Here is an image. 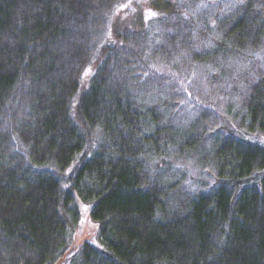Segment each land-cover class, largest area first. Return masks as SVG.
<instances>
[{"label": "trees", "instance_id": "1", "mask_svg": "<svg viewBox=\"0 0 264 264\" xmlns=\"http://www.w3.org/2000/svg\"><path fill=\"white\" fill-rule=\"evenodd\" d=\"M119 1L0 0V264H264V0Z\"/></svg>", "mask_w": 264, "mask_h": 264}, {"label": "rangeland", "instance_id": "2", "mask_svg": "<svg viewBox=\"0 0 264 264\" xmlns=\"http://www.w3.org/2000/svg\"><path fill=\"white\" fill-rule=\"evenodd\" d=\"M206 1L215 2L216 0H199L198 3L206 4ZM221 3V0H218ZM201 4V5H202ZM154 1L153 0H120L114 14L111 18V23L114 26L120 27H131L136 28L142 25L145 20L153 15L156 16L158 12L155 8H153ZM212 13V11H211ZM210 34H217V27L212 25L210 27ZM221 30V29H219ZM94 59L92 58L89 61L83 70V79H85L89 73H91L94 67ZM186 99L190 96L189 94H181ZM196 96V95H195ZM200 98L204 97V94L197 95ZM220 97V96H219ZM221 101V100H220ZM187 106L185 101L179 102L177 107ZM182 108V107H181ZM223 126V125H222ZM222 128V127H220ZM246 138L253 139L259 141V143L264 145V136L263 135H250ZM177 161V160H176ZM79 210H80V218L78 221V225L76 227V235L75 240L76 243L81 242L82 240H94L96 235V224L89 218L88 216V208L83 202L78 201Z\"/></svg>", "mask_w": 264, "mask_h": 264}]
</instances>
